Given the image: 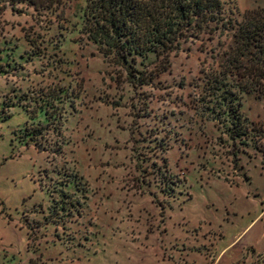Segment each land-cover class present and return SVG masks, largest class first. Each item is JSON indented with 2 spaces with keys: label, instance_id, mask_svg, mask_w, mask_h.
<instances>
[{
  "label": "rangeland",
  "instance_id": "obj_1",
  "mask_svg": "<svg viewBox=\"0 0 264 264\" xmlns=\"http://www.w3.org/2000/svg\"><path fill=\"white\" fill-rule=\"evenodd\" d=\"M65 2L53 14L0 11L10 113L0 119V264L215 260L254 217L264 226V95L225 82L250 132L235 144L206 110L235 33L248 20L264 27V0H225L234 30L185 44L158 77L161 59L139 58L135 79L79 33L86 0ZM44 96L59 107L53 122L63 108L47 151L24 138L27 125L48 123L36 109Z\"/></svg>",
  "mask_w": 264,
  "mask_h": 264
},
{
  "label": "trees",
  "instance_id": "obj_2",
  "mask_svg": "<svg viewBox=\"0 0 264 264\" xmlns=\"http://www.w3.org/2000/svg\"><path fill=\"white\" fill-rule=\"evenodd\" d=\"M0 11L13 10L22 6L37 14H53L66 6L65 0H0ZM233 11L225 0H86L82 11L81 36L97 49L106 59L122 66L124 71L135 79L143 74L132 69V62L139 58L155 55L164 66L158 73L170 67L171 57L184 48L185 44L202 45L213 41L217 33L235 29ZM264 27L259 22L246 21L234 35L235 58L228 59L224 72L209 78L208 84L213 94L206 110L211 112L209 119L219 122L224 134L233 142L249 137L247 119L241 113V104L236 103L237 95L227 80L237 79L242 93L259 91L264 95ZM32 44V42H31ZM4 56L0 55V74L5 70ZM223 74V77L220 75ZM236 81V82H237ZM241 81V82H239ZM56 92V91H55ZM60 91V95H61ZM51 94L50 96H53ZM49 97V96H48ZM41 99L36 106L44 113L46 125H27L24 138L27 145H35L42 151L51 146V132L61 134L63 108L57 122H53L54 112L59 108ZM38 99L35 101L38 103ZM61 100L60 96L55 100ZM46 101V102H45ZM9 108L0 104V119L10 118ZM52 109V111H50ZM58 152L62 146L56 141ZM239 151V150H238ZM236 152L235 156H237ZM71 213V211H69ZM80 216L81 212L78 211Z\"/></svg>",
  "mask_w": 264,
  "mask_h": 264
},
{
  "label": "crops",
  "instance_id": "obj_3",
  "mask_svg": "<svg viewBox=\"0 0 264 264\" xmlns=\"http://www.w3.org/2000/svg\"><path fill=\"white\" fill-rule=\"evenodd\" d=\"M262 214L254 217L228 244L221 245L214 258L202 255H164L171 264H257L255 259H264V226H259ZM259 226V227H258ZM161 255L163 253H160Z\"/></svg>",
  "mask_w": 264,
  "mask_h": 264
}]
</instances>
